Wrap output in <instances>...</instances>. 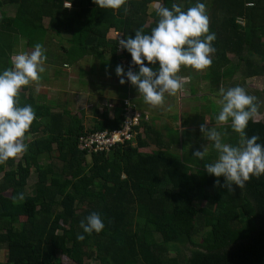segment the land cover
<instances>
[{
	"label": "trees",
	"instance_id": "trees-1",
	"mask_svg": "<svg viewBox=\"0 0 264 264\" xmlns=\"http://www.w3.org/2000/svg\"><path fill=\"white\" fill-rule=\"evenodd\" d=\"M68 2L71 8L65 7ZM202 2L216 34L206 70L212 87H229L226 83L243 64L245 78L264 76V0ZM152 3L169 8L177 3L187 10L196 0H125L118 9L101 8L93 0H0V9L14 7L13 14L0 13V71L12 67L11 57L23 51L22 42L28 47L39 42L45 49L49 36L64 31L72 33L69 54L74 58L91 53L105 60L110 48L115 61L118 32L134 36L141 26L145 32L156 26ZM123 56L131 62L125 49ZM28 91L22 86L16 98L36 113L26 133L28 150L0 164V246L7 251L0 264H89L88 259L100 264H181L182 259L187 264H264V175L243 187L233 185L234 191L214 186L217 178L205 164L215 161L216 150L209 149L203 160L193 156L198 147L203 150L200 144L192 153L185 145L173 151L172 144L181 142L176 131L169 128L166 140L145 114L135 141L90 156L79 149V138L120 128L123 107L112 118L104 111L85 128L70 110L53 112L52 105ZM261 94L264 99V89ZM219 130L227 133L224 142L238 144L239 133L230 124ZM246 134L259 135L264 144V121L254 115ZM34 170L37 181L29 193ZM219 179L223 184L224 177ZM93 211L105 228L78 240L80 221Z\"/></svg>",
	"mask_w": 264,
	"mask_h": 264
},
{
	"label": "clouds",
	"instance_id": "clouds-1",
	"mask_svg": "<svg viewBox=\"0 0 264 264\" xmlns=\"http://www.w3.org/2000/svg\"><path fill=\"white\" fill-rule=\"evenodd\" d=\"M93 2L101 8L118 9L125 0ZM70 6L71 3L65 7ZM156 11L159 19L150 32H145L141 26L134 36L119 37V47L130 53L131 63L138 66V71L130 68L125 72L119 64L115 68L119 83L124 84L127 79L142 94L144 102L152 106L163 104L166 93L174 95L183 88L181 77L177 75L182 65L203 70L212 64L211 54L216 51L212 43L216 34L209 29L206 5L202 0H196L187 10L173 3L171 8L158 6ZM46 59L43 45L37 42L31 52L13 55L12 67L0 71V164L28 150L26 133L36 119V113L31 104L19 106L16 98L22 86L41 78L39 74L45 72ZM156 64L158 67L154 69L151 65ZM219 94L220 110L215 120L220 124L230 121L231 129L239 133L238 144L224 142L222 136L227 135L226 131L215 126L206 129L202 123L200 130L218 153L214 162L205 164V169L217 178L213 181L214 186L229 192L234 191L233 185L243 187L252 177L264 175V144L258 142L259 135L249 137L246 134L249 121L258 111L257 97L248 94L241 85L221 87ZM207 152L205 147L194 151L193 156L203 160ZM222 176L223 184L219 179ZM16 199L14 196V202ZM19 199H24L23 193ZM80 226L83 232L77 235L78 240H83L85 233H100L105 228L96 211L82 219Z\"/></svg>",
	"mask_w": 264,
	"mask_h": 264
},
{
	"label": "rangeland",
	"instance_id": "rangeland-1",
	"mask_svg": "<svg viewBox=\"0 0 264 264\" xmlns=\"http://www.w3.org/2000/svg\"><path fill=\"white\" fill-rule=\"evenodd\" d=\"M158 6H159L158 3H152L150 5L149 10L152 11L153 9H156ZM2 11H5L8 14H13L14 7L5 5L4 7H2V9H0V13ZM153 20H154L153 17H149V22ZM239 20L242 21L241 18H239ZM48 21L49 19L45 20V23L47 25H48ZM115 32L117 31H113V33ZM69 35H71V33H69ZM119 35L120 33L118 32L117 34L118 38L120 37ZM47 44L45 46V52H46L45 54L47 56V59L44 62L45 72L39 74L41 78L38 81H33L28 84L29 86H31V88L29 87L30 89L28 92H32L30 90H33L32 88H34V92L37 95L41 93L40 91H38V88L41 89L43 85L45 86L49 85L53 89H50L51 93H49L48 97L50 99H53L59 102H65L68 99L65 97V95L68 93L67 91H64V90L70 88L71 87L70 82H72L73 84L78 86L77 89H80V90L84 89L85 91L89 90L90 98L88 99V102L89 104L93 103V106L89 105L88 108L85 109V111L83 112V115H84V119L92 118V116L94 115L92 112H97L96 109H99L98 104L100 103V101L98 102L99 99L96 98L97 95L101 93H106L107 91L109 92V94L113 93L112 86L116 85L113 83V79L114 78L116 79L118 77L115 73V68L117 64L107 60L106 68H104L100 62L99 64H96V62L92 63L90 68H86V67L81 68L78 63H75V61H72L70 59L71 55L69 54V49H70V45H72V42L68 41V36L64 34V32L60 33L59 35L49 36L47 39ZM18 47L19 45H17L15 49H18ZM63 47L66 50V52L64 53L62 49ZM20 48L26 52H31L33 50V48H29L27 45H25L24 42L20 44ZM213 55L214 54L212 53L211 56ZM229 56L233 58L234 63L237 62V57H233L234 56L233 54H229ZM111 59H112V56H111ZM64 60H69L68 62L71 63V67L70 69H68L69 71H66L67 68H64L66 66H63L62 64L64 63ZM59 67L62 72L55 71L56 68H59ZM61 67L64 69H62ZM183 67H184L183 70H185L186 72L189 71L190 73H192V76L195 78L194 81L191 83L190 87H191V91H193L192 94L194 95V101H198V102H197V105H194L193 107H191V109L189 108L187 109V107L185 106L183 107L186 113L183 114L182 119L184 120V122L190 121L191 124L192 122H194L195 124H202V123L205 124V118H207V120H209L210 123L214 124V125L210 124V126H213V127L215 126L219 130V127L222 124L218 123L215 120V117L220 110V104L218 102L220 98L219 89L221 87H224V83L220 85V88H216V87L213 88L211 85L213 80L210 81V79L206 76L207 68L203 70H195L191 66H186V67L183 66ZM187 67H189V69ZM153 68L155 69L157 67H153ZM245 68H246V65L243 64L238 70H236V73L234 74L233 79L228 80L226 84L228 85L229 83V87L241 85L244 88H247L249 90L247 92L248 94L256 96L257 104H258V111L255 114V118L258 120L264 121V99L261 94V91L264 89V76H260V77L255 76L251 78H248V77L245 78L243 75L244 73L243 70L245 71ZM124 70L125 72L128 71L126 69ZM135 71H138V68H135L134 72ZM72 72H75V77L73 75L67 74V73L72 74ZM64 73H66V75ZM69 76H71L70 82L68 80ZM101 76H103L104 78L103 82L99 80ZM123 87L124 86L120 85V89H122ZM133 89L134 91L137 90L136 86L133 85ZM174 96L179 97V91H177L173 95V97ZM85 97L84 99H86ZM173 97L170 98L169 94L167 93L165 94L163 104L158 105L156 109V110L162 109L160 113L156 115V119L157 118L159 119L167 118V120H170V121H165L166 123L175 122L177 124L179 122V121H174L177 116L180 117V107L177 104V102L176 103L174 102ZM41 100H43V98ZM87 114L89 115L88 117L86 116ZM223 124L228 125L230 124V121L227 123H223ZM205 127L206 129H208L206 124H205ZM210 128L212 127H209V129ZM199 129L200 127L198 128V130H195L193 134L190 133L191 130L187 131L188 136L191 135L193 137L194 134L195 135L197 134V137H195L197 146L195 147V143H193V141H190V139L188 138L186 139L185 152L192 153V149L197 148L198 144H200V146H204V148L207 147L208 150L212 148L211 147L212 142L209 141L207 139V136L204 133H202L201 130ZM224 137L225 136H222V138ZM178 148H176V150L178 149V151H181L183 146L182 145L180 147L178 146ZM197 149L202 150L200 149V147H198ZM88 159L90 160L91 157L89 156ZM36 181H37V173L34 170L28 180V185L26 187L29 193L33 192ZM173 253H175V251ZM6 257H7L6 245H1L0 246V262H3V261L5 262ZM64 259L67 260L66 257H64ZM87 261L89 262V264H100V262L97 260L88 259ZM181 264H187V263L182 259Z\"/></svg>",
	"mask_w": 264,
	"mask_h": 264
},
{
	"label": "crops",
	"instance_id": "crops-1",
	"mask_svg": "<svg viewBox=\"0 0 264 264\" xmlns=\"http://www.w3.org/2000/svg\"><path fill=\"white\" fill-rule=\"evenodd\" d=\"M112 29H113V31H116L114 28H112ZM113 31L110 33L111 36H114ZM69 33H71V32L70 31H64V34H66L68 36V41L71 42L72 33H71V35H69ZM119 36L124 37L123 34H120ZM47 45H49V44H47ZM29 48H33V47H29ZM62 49H63V53L66 52L64 47ZM104 54L106 57L105 60H101L99 57L94 56L91 53H86L83 56H81L80 58L79 57L74 58L73 56H70V59L72 61H75V63H78L81 68H83V67L90 68L92 63H94V62H96V64H99V62H100L101 65H103V67L106 68L107 60H109L110 62H114L117 65L118 64L122 65L124 67V69H126V70H129L131 68V70L134 71L135 67L127 59V57L123 56L122 51H120V53H118V56L120 55V57H118V59L115 61L111 59L112 55H111L110 48L106 49L104 51ZM68 61L69 60H64V63H62L63 66H66V67H64V68H67L66 71H69L68 69H70V67H71V63H69ZM114 63H112V64H114ZM64 68H62V69H64ZM183 68L184 67L182 65L180 70L177 73L179 75V77H181V82L183 84V88L178 90L179 91V97H175V96L173 97V95H170V98L173 97L174 102L175 103L177 102V104L180 107V117L177 116L174 120V121H179L177 124L175 122L166 123L165 121H170V120H167V118H164V119L157 118L156 119V115H158V113H160V111L162 109L156 110L158 105L152 106L150 104L145 103L143 100L142 94H139L138 90L134 91L133 85L130 82H127L126 77H125L126 82L124 84L119 83V77H117L116 79L115 78L113 79V83L116 84L115 86H112L113 87L112 88L113 93L109 94V92L106 89V91H107L106 93H101V94L97 95L96 98L99 99L98 102L100 101V103L98 104L99 109H96L97 112H92L94 115L90 119H87V118L84 119V115H83V112L85 111V109L88 108L89 105L93 106V103L89 104V102H88V99L90 98L89 90L85 91L84 89H82V90L77 89L78 86L73 84L72 82H70L71 76H69V78H68V80L71 84V87L64 90V91H67V93H68L65 95V97L68 98L65 102H59V101L50 99L48 97L49 93H51L50 89H53L49 85H46V86L43 85L41 89L38 88V91H40L41 93L37 94V95L34 92V88H32L33 90H30V91H32V94L37 98L38 101L45 102L49 105H52L53 106V108H52L53 112H62L66 109L70 110V112H71L70 116H72V115L78 116L80 118V120L82 121V123L84 124L85 128L92 127L94 125V123L96 122V119H99L100 115L104 111L107 112L109 117H111V118L114 117L116 109L118 107L122 106V98L124 97V95H126L127 93H132V95L138 101L141 112L145 115H148L149 122H153L155 127H157L162 132H164L166 135V138H168V135H169V133L166 134V132H169L168 131L169 128H172V129H174V131H176V134L180 137L179 139L181 140V142H174L172 144L171 149L174 151V150H176V148H178V146L179 147L181 145L184 146L186 144V139H188V138L190 139V141H193V143H195V145H196L197 142H196L195 137H197V134L196 135L194 134L193 137L191 135H189L190 136L189 137L187 135L188 134L187 131L191 130L190 133L193 134V132H195V130H198V128L201 125V124H195L194 122H192V124H191L190 121L184 122V120L182 119L183 114L186 113L183 107L185 106V107H187V109L188 108L191 109V107H193L194 105H197V102H198V101H194V95L192 94L193 91H191V87H190L191 83L194 81L195 78L192 76V73H190L189 71L186 72L185 70H183ZM187 68L189 69V67H187ZM55 71L56 72L61 71L60 67L56 68ZM64 74L66 75V73H64ZM67 74L73 75L75 77V72H72V74H69V73H67ZM99 80L103 82L104 81L103 76H101V78H99ZM120 85H122L124 87L122 89H120ZM27 86H28V88L29 87L31 88V86H29V85H27ZM84 97L86 99H84ZM42 98H43V100H41ZM48 98L52 101H50ZM86 100H87V102H86ZM76 106H77V108H76ZM86 116L88 117L89 115L87 114ZM205 124H206L208 129H209V127H213V126H210V124L214 125L213 123H210V121L207 120V118H205ZM166 140H168V139H166ZM178 149L176 151H178ZM181 151H183V150L181 149ZM181 151H178V152H181Z\"/></svg>",
	"mask_w": 264,
	"mask_h": 264
},
{
	"label": "built area",
	"instance_id": "built-area-1",
	"mask_svg": "<svg viewBox=\"0 0 264 264\" xmlns=\"http://www.w3.org/2000/svg\"><path fill=\"white\" fill-rule=\"evenodd\" d=\"M69 3H66V5ZM71 6L68 8H71ZM119 50L123 51L124 49L119 47ZM122 107L124 120L120 128L98 130L82 135L78 142L79 149L86 151L91 156L93 153H108L119 143L135 141L139 133L137 127L141 124L144 114L141 112L139 104L132 93L124 95ZM145 116L147 119L149 118L148 115Z\"/></svg>",
	"mask_w": 264,
	"mask_h": 264
}]
</instances>
